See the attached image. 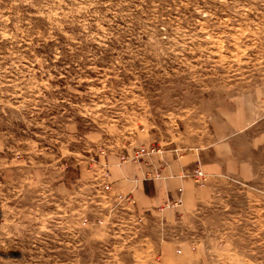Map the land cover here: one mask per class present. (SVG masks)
<instances>
[{"label": "rangeland", "instance_id": "374dc122", "mask_svg": "<svg viewBox=\"0 0 264 264\" xmlns=\"http://www.w3.org/2000/svg\"><path fill=\"white\" fill-rule=\"evenodd\" d=\"M223 145L191 205L113 186ZM0 264H264V0H0Z\"/></svg>", "mask_w": 264, "mask_h": 264}, {"label": "crops", "instance_id": "0c3cea01", "mask_svg": "<svg viewBox=\"0 0 264 264\" xmlns=\"http://www.w3.org/2000/svg\"><path fill=\"white\" fill-rule=\"evenodd\" d=\"M222 148L224 150L222 154L215 152L216 156L205 161H201L202 154L198 151L191 152L180 159L170 158L167 154L162 155L159 157L164 161L161 166L154 164L140 172L135 170L133 174H124L125 180H119L113 186L118 187L121 191L134 192L136 199L145 208L172 205L178 198L183 205H191L193 201L195 202L197 193L201 191V187L199 188L190 178V173L196 165L209 175H216L226 169L248 168L246 165H241L239 161L233 160V151L230 145H223ZM154 169L155 175V172L149 176L145 174L147 170ZM145 182L152 185V189L148 188L149 192L145 188Z\"/></svg>", "mask_w": 264, "mask_h": 264}, {"label": "built area", "instance_id": "2783aa9c", "mask_svg": "<svg viewBox=\"0 0 264 264\" xmlns=\"http://www.w3.org/2000/svg\"><path fill=\"white\" fill-rule=\"evenodd\" d=\"M141 152H144V149H141ZM190 177L193 179V181L195 182V184L198 187H203L205 185L206 182V175L205 173L201 170L200 167L196 166L192 172L190 173ZM180 200H177V203ZM175 204V203H174Z\"/></svg>", "mask_w": 264, "mask_h": 264}, {"label": "trees", "instance_id": "16d2710c", "mask_svg": "<svg viewBox=\"0 0 264 264\" xmlns=\"http://www.w3.org/2000/svg\"><path fill=\"white\" fill-rule=\"evenodd\" d=\"M147 182H145V184H146Z\"/></svg>", "mask_w": 264, "mask_h": 264}]
</instances>
